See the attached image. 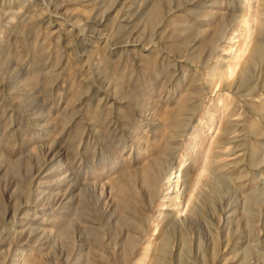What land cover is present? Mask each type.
<instances>
[{
    "label": "rangeland",
    "instance_id": "rangeland-1",
    "mask_svg": "<svg viewBox=\"0 0 264 264\" xmlns=\"http://www.w3.org/2000/svg\"><path fill=\"white\" fill-rule=\"evenodd\" d=\"M0 264H264V0H0Z\"/></svg>",
    "mask_w": 264,
    "mask_h": 264
},
{
    "label": "bare ground",
    "instance_id": "bare-ground-1",
    "mask_svg": "<svg viewBox=\"0 0 264 264\" xmlns=\"http://www.w3.org/2000/svg\"><path fill=\"white\" fill-rule=\"evenodd\" d=\"M158 14H160L159 13V10L156 8V6H154V8L150 11V14H149V23H153L154 21H156L155 19H158L157 18V15ZM159 16V15H158ZM148 21V20H147ZM154 24V23H153ZM259 44V42L258 43H256V44H254L253 46H254V48H255V50H257V49H259L260 48V44ZM253 48V49H254ZM253 49H252V51H253ZM253 51V52H256V51ZM253 52H252V54H253ZM254 55V54H253ZM250 56H252L251 54H250ZM252 58V57H251ZM249 64V63H248ZM234 73V72H233ZM241 73L242 74H244L245 73V67L243 66L242 67V69H241ZM224 130H226V129H224ZM225 132V131H224ZM181 136V135H180ZM221 140V141H220ZM222 140L223 139H219L218 140V142L220 141V144L222 143V145H224L223 143L225 142V140H223L224 142H222ZM226 143V142H225ZM223 153H225V152H223ZM223 153H218V154H216V156H221V155H223ZM167 163V162H166ZM212 168V167H211ZM147 169V168H146ZM169 169H171V168H168V170ZM182 170L183 169H180V174L178 175V178L176 179V181H175V188L173 189V191H174V196H172V198H171V200L173 201L172 202V206L174 207V213H173V215L171 216V219H170V221H172V223H177V224H180V225H184V219H182V217H180V215L178 214V212H179V206L181 205V204H183V203H186L187 204V208H188V211L190 210V212L192 211V210H194V208L196 207V205L194 206V201L192 202V199H193V197L195 196V191H196V187L194 188L193 187V189H192V191L191 192H188L187 190H186V188H187V182H188V180L187 179H185V177H183V176H185V175H182ZM166 171H167V169H166V167L165 168H160V175H159V177L161 176H163L164 175V173H166ZM149 173V172H148ZM212 174H213V172H211ZM210 173V174H211ZM213 176V175H212ZM158 177V178H159ZM182 178H184L183 180H182V184H184V188L182 189V190H178V184H179V181L182 179ZM206 178V177H205ZM204 178V179H205ZM206 180V179H205ZM209 180V179H208ZM200 183H204L205 184V181L203 180V178L201 177H198L196 180H194V184H195V186H198ZM207 183H208V181H207ZM209 184V183H208ZM159 185V184H158ZM181 185V184H180ZM199 188V187H198ZM191 189V188H190ZM158 190V189H157ZM188 192V193H187ZM198 193V192H197ZM156 194V193H155ZM227 212V211H226ZM226 220V219H225ZM168 232V231H167ZM167 232H166V234H165V237H166V239H165V241L162 243V246L160 247L161 248V251L163 252V250H166V246H167V241H168V234H167Z\"/></svg>",
    "mask_w": 264,
    "mask_h": 264
}]
</instances>
